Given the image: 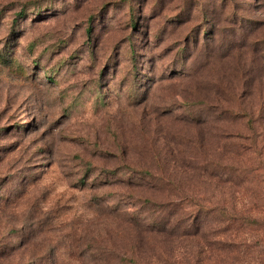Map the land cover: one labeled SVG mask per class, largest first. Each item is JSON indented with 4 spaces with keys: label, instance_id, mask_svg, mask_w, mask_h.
<instances>
[{
    "label": "rangeland",
    "instance_id": "1",
    "mask_svg": "<svg viewBox=\"0 0 264 264\" xmlns=\"http://www.w3.org/2000/svg\"><path fill=\"white\" fill-rule=\"evenodd\" d=\"M213 205L264 216V0H0V264H121L172 219L144 250L185 264Z\"/></svg>",
    "mask_w": 264,
    "mask_h": 264
},
{
    "label": "trees",
    "instance_id": "2",
    "mask_svg": "<svg viewBox=\"0 0 264 264\" xmlns=\"http://www.w3.org/2000/svg\"><path fill=\"white\" fill-rule=\"evenodd\" d=\"M204 208L206 213H216L219 217L212 219V221L205 218L202 224L204 228L198 225L195 232L187 230L188 232L185 234H200L206 247L203 248L202 256L197 254L182 258L187 259L185 264H264V216L254 217L237 213L224 205L206 206ZM172 220L145 223L146 225L142 226L145 227V233H147L142 240L144 246L141 247L136 242L134 247L126 249L119 262L121 264H150L149 257L152 256L147 255L145 252L147 249L144 250V248L153 246L154 239L150 233L153 229L171 233V228L174 225L182 223L180 219ZM169 226L171 227L169 228ZM245 229H248L245 231L248 232V235L254 234L253 236H256L257 239L252 241L249 237H243L242 230ZM158 262L161 264H184L183 261L173 258L171 250L164 248L160 249Z\"/></svg>",
    "mask_w": 264,
    "mask_h": 264
}]
</instances>
